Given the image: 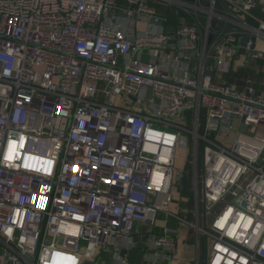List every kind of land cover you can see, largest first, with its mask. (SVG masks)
<instances>
[{"label": "built area", "instance_id": "obj_1", "mask_svg": "<svg viewBox=\"0 0 264 264\" xmlns=\"http://www.w3.org/2000/svg\"><path fill=\"white\" fill-rule=\"evenodd\" d=\"M263 13L0 0V264L177 262L171 221L195 229L196 264H264V94L229 81L264 74ZM180 148L192 220L172 212Z\"/></svg>", "mask_w": 264, "mask_h": 264}, {"label": "rangeland", "instance_id": "obj_2", "mask_svg": "<svg viewBox=\"0 0 264 264\" xmlns=\"http://www.w3.org/2000/svg\"><path fill=\"white\" fill-rule=\"evenodd\" d=\"M247 77H254L256 80V88L259 93H264V74L259 73L257 74L254 69H239L237 73H234L232 77L229 78V81L236 84H242V81L247 79ZM190 156V150L180 148L177 155L176 167L179 170H184L187 172L186 179L187 181L186 186L184 188V193L186 194L185 197L181 195L179 191L174 192V204L172 206V212L175 214H180L183 216L184 209H187L189 212V220H192L191 211H193L194 203H193V191L192 188V180H193V173L191 167L187 164V159ZM141 226H137V230L141 231ZM150 229V226L145 227V229ZM195 231V229H191Z\"/></svg>", "mask_w": 264, "mask_h": 264}, {"label": "crops", "instance_id": "obj_3", "mask_svg": "<svg viewBox=\"0 0 264 264\" xmlns=\"http://www.w3.org/2000/svg\"><path fill=\"white\" fill-rule=\"evenodd\" d=\"M264 94V93H262ZM169 227L172 230L179 232L178 234V251H177V262L169 264H196L197 262V245H196V233L184 224L176 223L171 221ZM162 228H155L154 233L159 234Z\"/></svg>", "mask_w": 264, "mask_h": 264}, {"label": "trees", "instance_id": "obj_4", "mask_svg": "<svg viewBox=\"0 0 264 264\" xmlns=\"http://www.w3.org/2000/svg\"><path fill=\"white\" fill-rule=\"evenodd\" d=\"M119 2H120V3H123L124 0H119ZM169 18H170V19H173L172 16H171V14H170V17H169ZM260 18H261V20H264V13L260 15ZM231 77H232V76H231ZM185 179H186V177H185ZM185 179H184L183 183L181 184V186L179 187V192L181 193V195H182L183 197H185V195H186V194L184 193V188H185L186 183H187V181H185ZM191 185H192V184H191ZM191 190L193 191V185H192ZM192 193H193V192H192Z\"/></svg>", "mask_w": 264, "mask_h": 264}, {"label": "water", "instance_id": "obj_5", "mask_svg": "<svg viewBox=\"0 0 264 264\" xmlns=\"http://www.w3.org/2000/svg\"><path fill=\"white\" fill-rule=\"evenodd\" d=\"M169 30H173V29L169 28ZM242 129H243V131H246L245 127H242ZM182 183H183V179L181 178L179 181V184L181 185ZM86 264H88V263H86Z\"/></svg>", "mask_w": 264, "mask_h": 264}]
</instances>
